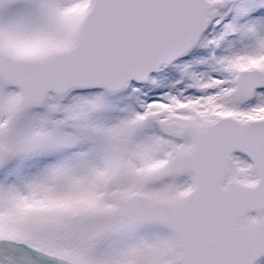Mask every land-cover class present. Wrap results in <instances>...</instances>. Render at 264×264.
<instances>
[{"label":"snow or ice","instance_id":"snow-or-ice-1","mask_svg":"<svg viewBox=\"0 0 264 264\" xmlns=\"http://www.w3.org/2000/svg\"><path fill=\"white\" fill-rule=\"evenodd\" d=\"M0 264H264V0H0Z\"/></svg>","mask_w":264,"mask_h":264}]
</instances>
